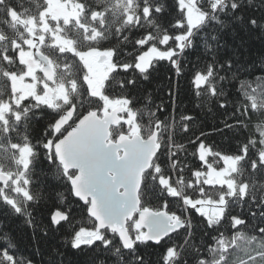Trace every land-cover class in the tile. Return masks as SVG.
I'll list each match as a JSON object with an SVG mask.
<instances>
[{"label":"snow or ice","instance_id":"1","mask_svg":"<svg viewBox=\"0 0 264 264\" xmlns=\"http://www.w3.org/2000/svg\"><path fill=\"white\" fill-rule=\"evenodd\" d=\"M0 264H264V0H0Z\"/></svg>","mask_w":264,"mask_h":264},{"label":"water","instance_id":"2","mask_svg":"<svg viewBox=\"0 0 264 264\" xmlns=\"http://www.w3.org/2000/svg\"><path fill=\"white\" fill-rule=\"evenodd\" d=\"M103 134H104V130H100V135H103ZM91 157L95 162L102 163L104 159V153L93 151L91 153Z\"/></svg>","mask_w":264,"mask_h":264},{"label":"trees","instance_id":"3","mask_svg":"<svg viewBox=\"0 0 264 264\" xmlns=\"http://www.w3.org/2000/svg\"><path fill=\"white\" fill-rule=\"evenodd\" d=\"M48 243L49 244H54V243H57V240H49ZM36 259L39 260L40 257L37 256ZM70 259H71V257H70Z\"/></svg>","mask_w":264,"mask_h":264}]
</instances>
